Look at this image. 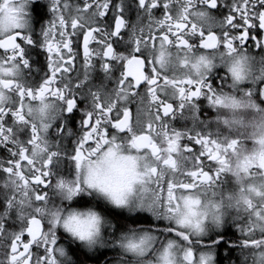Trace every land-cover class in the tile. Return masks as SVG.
Returning a JSON list of instances; mask_svg holds the SVG:
<instances>
[{
    "label": "snow or ice",
    "instance_id": "6c2138e0",
    "mask_svg": "<svg viewBox=\"0 0 264 264\" xmlns=\"http://www.w3.org/2000/svg\"><path fill=\"white\" fill-rule=\"evenodd\" d=\"M46 2L51 19L39 38L35 0H0V264H65L53 196L86 190L168 222L122 237L117 264H214L197 253L198 237L226 219L245 237L241 264H264V107L253 100L264 103V87L232 94L264 81V0ZM34 63L43 73L36 80ZM97 72L103 78L92 85ZM76 93L85 108L69 152L60 141L73 133L57 122L78 108ZM249 112L255 118L245 120ZM70 221L63 228L73 238L97 243Z\"/></svg>",
    "mask_w": 264,
    "mask_h": 264
},
{
    "label": "flooded vegetation",
    "instance_id": "af4514ba",
    "mask_svg": "<svg viewBox=\"0 0 264 264\" xmlns=\"http://www.w3.org/2000/svg\"><path fill=\"white\" fill-rule=\"evenodd\" d=\"M72 2L75 3L77 0H72ZM130 2H134V0H130ZM37 5H42V8L37 7ZM33 9L35 10H30L32 35L34 37L42 38L41 28L46 26L47 22L51 19L49 6L46 0H35ZM213 14L216 15L218 19L224 18L223 15H220L219 13ZM128 17L131 21H135V12H130ZM249 49L250 51H253L254 55H261V53L255 52L251 48V45L249 46ZM2 52L3 50L0 49V53ZM31 59L33 61H43L44 57H37L35 53H33ZM79 63L80 61L77 62L78 65ZM166 71L170 76H177L179 75L180 69L177 66H170L166 69ZM42 74L40 65L34 63L30 71V79L36 80ZM73 75L75 74L73 73ZM212 76L215 78V82L220 84L222 82L221 78L225 76L224 68L222 66H218L213 70ZM102 78L101 73H94L92 85H98ZM106 83L109 89L114 87L113 82ZM262 87H264V81L257 80L254 82L249 80L238 86L237 90H232V94L236 95L237 98H240L243 91L251 89L254 93H258ZM85 91L87 90L85 89ZM49 99L53 98L49 97ZM75 99L78 102V108L71 114L65 112V119L57 122L58 125L66 126L67 132L73 133V135H65L64 139L60 141L63 148L69 152L72 150V145L79 135V129L81 127L80 119L85 108V105L80 102L82 99L80 93H76ZM253 100L257 103L258 107H264V103H262L258 95H254ZM25 102L27 103V100ZM202 106L208 108L206 103ZM132 112L133 119H135V105H132ZM73 116L75 122H73V119L71 118ZM215 116V110L208 108L207 118L214 119ZM183 126H185L183 122L177 124V127ZM187 126L190 127L191 124L188 123ZM213 130H216L215 126H213ZM55 134L56 128L53 127L50 136L53 143L57 142ZM224 134H227V131H225ZM3 156L4 153L0 152V158ZM64 175L67 177L66 172H64ZM2 179L3 177L0 176V181H2ZM222 179L225 178L222 177ZM233 186V183L228 181L222 185V188L224 190H231ZM53 202L62 205L66 211L70 209H93L107 221L102 235L98 238L97 243L92 246H88L85 243L73 238L71 234L63 228L58 227L56 229L58 246L63 247L65 250V264H117L123 252V250L119 247L122 237L130 235L131 230L136 228L138 225L144 227L158 226L160 230H163L168 223L163 219L153 216L146 210L117 207L107 196L95 190L83 191L75 196L71 202L64 200L57 201L53 196ZM163 238L164 237H161V239ZM244 238L245 237L240 231V225H234L231 219H226L220 226L208 223L205 226L204 232L198 237L200 243L196 245V250L198 254H212L214 264H241L242 256L239 245L242 243ZM257 238H260L259 233H257Z\"/></svg>",
    "mask_w": 264,
    "mask_h": 264
},
{
    "label": "clouds",
    "instance_id": "9594fccd",
    "mask_svg": "<svg viewBox=\"0 0 264 264\" xmlns=\"http://www.w3.org/2000/svg\"><path fill=\"white\" fill-rule=\"evenodd\" d=\"M55 198L57 201L64 200L71 202V200H65L59 195H57ZM55 207L60 210V215L62 217V220L56 224L57 228H63V219H68L69 217H71L70 222L73 226L80 228L86 232L92 231L97 236V238L102 235L107 221L97 211L93 209H70L66 211L62 205L56 203Z\"/></svg>",
    "mask_w": 264,
    "mask_h": 264
},
{
    "label": "rangeland",
    "instance_id": "374dc122",
    "mask_svg": "<svg viewBox=\"0 0 264 264\" xmlns=\"http://www.w3.org/2000/svg\"><path fill=\"white\" fill-rule=\"evenodd\" d=\"M254 118H255L254 113H250V112L249 113H244V119L245 120H252ZM242 131H244V130H242ZM248 143H249V146H251V142H248Z\"/></svg>",
    "mask_w": 264,
    "mask_h": 264
}]
</instances>
